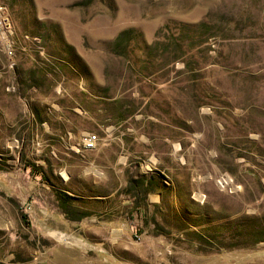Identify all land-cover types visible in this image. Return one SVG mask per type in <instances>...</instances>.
Instances as JSON below:
<instances>
[{
    "label": "rangeland",
    "instance_id": "374dc122",
    "mask_svg": "<svg viewBox=\"0 0 264 264\" xmlns=\"http://www.w3.org/2000/svg\"><path fill=\"white\" fill-rule=\"evenodd\" d=\"M0 2L17 32L0 44V264H264L240 233L264 220V0ZM200 21L207 42L142 70L165 24L187 43ZM140 176L154 189L133 198Z\"/></svg>",
    "mask_w": 264,
    "mask_h": 264
},
{
    "label": "trees",
    "instance_id": "16d2710c",
    "mask_svg": "<svg viewBox=\"0 0 264 264\" xmlns=\"http://www.w3.org/2000/svg\"><path fill=\"white\" fill-rule=\"evenodd\" d=\"M189 26L190 25L187 24H180L176 28V26H172L169 23L165 24L163 30H165V33H168L169 40L168 42H161L159 40H156L151 44L145 46V48L142 50V54L144 55L146 62L144 64L145 68H142V70L145 72L146 70L150 69V65L147 66V59H149L150 57L152 58L154 55H156V53H159V55L164 61V64L167 65L169 63H172L174 60L181 59L184 53L187 51L186 49H188L192 43H205L208 41V38L210 37V34H208L207 32L209 25L206 21H200L197 23L195 29V31H199L194 34V37L191 36L192 40L187 43H184L183 35L185 34V32H188L186 28H190ZM204 31H206L205 34H202ZM134 34L135 30L133 28H126L121 30L114 38V40H112L110 43V48L112 49V51H115L125 57L128 56L130 54V41L134 39ZM36 69L39 74L44 75V68L36 66ZM35 113L36 116L39 118V111L35 109ZM36 168L35 169L40 174V176L44 178L48 183H50L49 179L45 178L46 175L45 171L43 170V167L36 166ZM130 182L131 183L129 186V190L132 193L133 198H137L140 195L146 196L149 191L154 189L155 185L153 178H146L145 176L132 178ZM54 193L57 197L58 206L60 207L61 212L65 215L67 219L81 220L82 218L87 216V213L77 209V207L74 205V202L76 201L77 197L68 194L64 190H54ZM260 225L261 226L256 231H253V233H244L242 231L240 233L245 236L249 235L256 238L264 239V220L260 223ZM214 239H216V237H214ZM201 240H203V238Z\"/></svg>",
    "mask_w": 264,
    "mask_h": 264
},
{
    "label": "built area",
    "instance_id": "2783aa9c",
    "mask_svg": "<svg viewBox=\"0 0 264 264\" xmlns=\"http://www.w3.org/2000/svg\"><path fill=\"white\" fill-rule=\"evenodd\" d=\"M17 40V32L15 31L9 7L6 3L0 2V44L3 45L6 54L10 55L13 52ZM34 40L39 41L38 38ZM97 136L88 133L84 142L88 147L95 144Z\"/></svg>",
    "mask_w": 264,
    "mask_h": 264
}]
</instances>
